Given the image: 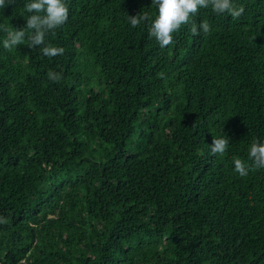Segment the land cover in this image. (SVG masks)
<instances>
[{"label": "trees", "instance_id": "1", "mask_svg": "<svg viewBox=\"0 0 264 264\" xmlns=\"http://www.w3.org/2000/svg\"><path fill=\"white\" fill-rule=\"evenodd\" d=\"M25 2L0 25L24 27ZM232 2L164 49L127 18L152 0H66L52 58L0 30V264H264V0Z\"/></svg>", "mask_w": 264, "mask_h": 264}, {"label": "clouds", "instance_id": "2", "mask_svg": "<svg viewBox=\"0 0 264 264\" xmlns=\"http://www.w3.org/2000/svg\"><path fill=\"white\" fill-rule=\"evenodd\" d=\"M16 0H0V9L8 5H14ZM155 8L154 17L149 13H138L134 16L128 15V22L135 28L142 22L149 24L148 34L154 38L161 49H164L174 42V34L179 32L184 26L190 27L192 35H198L200 31L207 34L210 32V24L205 20L197 25L193 17L199 11L211 8L212 12L218 15H230L233 19L241 17L245 11L243 6L235 5L232 0H152ZM24 9L29 15L26 24L22 28H9L0 25V30L6 33L3 40V47L12 51L17 46L25 42L27 38L28 46L36 48L39 46L43 56L52 58L64 54V48L46 43V37L66 23L69 16V7L66 0H26ZM49 80L59 82L62 75L55 71L47 73ZM229 139L226 136L213 137L210 148L213 155H223L228 149ZM248 158L253 169L264 168V142L253 140L248 150ZM234 171L241 177L247 176L249 166L239 158H234ZM0 224H8V220L0 217ZM24 264V261H21Z\"/></svg>", "mask_w": 264, "mask_h": 264}]
</instances>
